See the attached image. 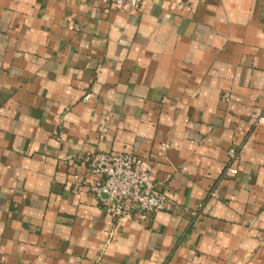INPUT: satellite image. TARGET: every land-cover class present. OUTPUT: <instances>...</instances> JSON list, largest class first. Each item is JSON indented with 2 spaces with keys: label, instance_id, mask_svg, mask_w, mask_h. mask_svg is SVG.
Wrapping results in <instances>:
<instances>
[{
  "label": "crops",
  "instance_id": "crops-1",
  "mask_svg": "<svg viewBox=\"0 0 264 264\" xmlns=\"http://www.w3.org/2000/svg\"><path fill=\"white\" fill-rule=\"evenodd\" d=\"M260 115L264 0H0V264H264ZM110 152L164 211L109 217L86 159Z\"/></svg>",
  "mask_w": 264,
  "mask_h": 264
},
{
  "label": "built area",
  "instance_id": "built-area-1",
  "mask_svg": "<svg viewBox=\"0 0 264 264\" xmlns=\"http://www.w3.org/2000/svg\"><path fill=\"white\" fill-rule=\"evenodd\" d=\"M148 0H101L118 12L128 14L139 12ZM264 123L258 116L254 124ZM241 151L231 149L222 176L234 177L238 170L236 163ZM88 174L94 177L89 191L98 195L106 190L108 199L104 202L106 213L115 221L130 220L134 217H152L166 209L168 199L150 178L149 167L129 153H97L86 159ZM212 196L213 193H210ZM201 206H198V210Z\"/></svg>",
  "mask_w": 264,
  "mask_h": 264
},
{
  "label": "water",
  "instance_id": "water-1",
  "mask_svg": "<svg viewBox=\"0 0 264 264\" xmlns=\"http://www.w3.org/2000/svg\"><path fill=\"white\" fill-rule=\"evenodd\" d=\"M98 195H100L101 197H103V199L105 201L108 199V193H107L106 190H101Z\"/></svg>",
  "mask_w": 264,
  "mask_h": 264
}]
</instances>
